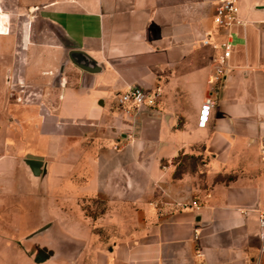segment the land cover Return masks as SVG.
I'll return each instance as SVG.
<instances>
[{
    "label": "crops",
    "instance_id": "0c3cea01",
    "mask_svg": "<svg viewBox=\"0 0 264 264\" xmlns=\"http://www.w3.org/2000/svg\"><path fill=\"white\" fill-rule=\"evenodd\" d=\"M214 2L0 0V88L23 96L7 114L0 96L4 245L3 230L42 225L29 241H50L46 264H264V0H238L229 68L199 126L219 51L202 38L225 35ZM131 85L159 87L156 107L124 114L113 98ZM27 152L46 162L43 197Z\"/></svg>",
    "mask_w": 264,
    "mask_h": 264
},
{
    "label": "built area",
    "instance_id": "2783aa9c",
    "mask_svg": "<svg viewBox=\"0 0 264 264\" xmlns=\"http://www.w3.org/2000/svg\"><path fill=\"white\" fill-rule=\"evenodd\" d=\"M238 17V0H215L213 20L222 27L225 35L222 39H211L209 32L202 38V43L210 45L219 51L212 57V71L207 77L209 90L204 96L197 114V125L205 126L208 123L211 108L216 103L217 89L229 68V57L232 43L230 39V28ZM15 86L21 90L22 85L15 82ZM160 95L159 87L144 89L137 85H131L114 94L115 105L126 115H134L142 107L154 108ZM17 99H21L17 96ZM259 154L264 159V139L259 141ZM190 205L198 206L197 199L189 201ZM258 237L261 241L260 252L264 253V208L258 209Z\"/></svg>",
    "mask_w": 264,
    "mask_h": 264
},
{
    "label": "rangeland",
    "instance_id": "374dc122",
    "mask_svg": "<svg viewBox=\"0 0 264 264\" xmlns=\"http://www.w3.org/2000/svg\"><path fill=\"white\" fill-rule=\"evenodd\" d=\"M9 58V57H8ZM5 78V75H4ZM5 80V79H4ZM13 80V79H12ZM6 87V83H5ZM4 88H0V96H4L7 91V96H8V106L6 109V114L9 112V110L12 108L13 103H19L21 100H23V96L21 99H17V95H20L19 91L15 89L14 87V82H11L9 79L7 81V87L3 90ZM10 92V93H9ZM89 207V206H88ZM104 202L103 201H94L93 203V210L99 211L103 210L104 208ZM91 209L88 208V211ZM92 211V210H91ZM37 210L34 209L33 213H36ZM40 213V211H39ZM36 218V216L32 217L30 216H23L22 220L23 223L27 221H32ZM40 225L39 227H41ZM27 226H21L19 230L14 232L13 230H3V232L6 233L7 237L11 236L15 241L12 242L11 247L4 245L0 241V264H46L44 260H46L45 255H46V246L50 245V241L44 240L42 243H32L29 240V237L35 234L39 227L34 229L33 231H26ZM2 234V231L0 232ZM15 236V237H13ZM29 241V242H28ZM10 240L8 241V243ZM10 244V243H9Z\"/></svg>",
    "mask_w": 264,
    "mask_h": 264
},
{
    "label": "water",
    "instance_id": "95a60500",
    "mask_svg": "<svg viewBox=\"0 0 264 264\" xmlns=\"http://www.w3.org/2000/svg\"><path fill=\"white\" fill-rule=\"evenodd\" d=\"M68 54L72 60L76 61L82 67L86 69L94 68L90 65V62L87 61V58L82 51L71 49ZM21 163L28 176L39 181L38 191L40 197H43L45 193V177L47 174L46 162L43 157L38 154L27 152L21 157Z\"/></svg>",
    "mask_w": 264,
    "mask_h": 264
}]
</instances>
